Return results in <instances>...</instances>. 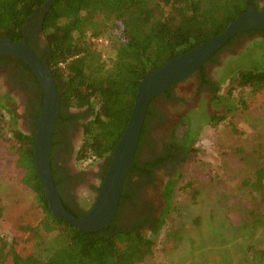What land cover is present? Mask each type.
<instances>
[{
	"label": "trees",
	"instance_id": "16d2710c",
	"mask_svg": "<svg viewBox=\"0 0 264 264\" xmlns=\"http://www.w3.org/2000/svg\"><path fill=\"white\" fill-rule=\"evenodd\" d=\"M250 7L260 9L256 0H0V37L13 42L22 41L27 20L41 10L40 25L47 44V67L56 80L60 98L56 126L74 118L66 115V108L87 107L89 117L81 125L82 140L75 160L95 161L109 156L120 139L134 105L137 86L148 72L220 34L238 14ZM98 15L105 21V27L95 37L96 40H92L88 30ZM257 34L264 36V31L237 34L227 41L216 56L241 37ZM216 56L192 75L199 80V90L205 86L212 87L210 101L215 106L224 105L230 98L217 97L216 87L207 77L206 66L214 63ZM259 63L262 64L260 67L239 71L231 76L239 87L253 95L264 91V60ZM177 87L166 89L153 101L163 97L164 100L174 101ZM153 101L148 106L127 178L139 172L151 182L153 167L174 155L187 153L169 151L167 157L158 156L144 163L138 160L151 125L150 117L157 116L152 111ZM224 120L223 112L206 117L211 127ZM12 137L14 145L11 148L17 154V164L24 170L22 182L34 193L44 217L33 227H23L31 234L26 241L30 249L25 257L2 241L0 264L8 256L12 264H138L152 256L154 241L140 230L141 226H151L148 219L139 225L134 224L129 232L120 229L107 234L104 229L83 234L55 218L48 209L44 188L34 167V135L13 130ZM55 144L52 140V146ZM51 167L58 188L60 181L55 178L52 156ZM246 183L250 194L255 192L259 195L262 208L257 204L253 209L248 208L245 217H249V220L243 218V228L250 231L261 229L264 234V166L256 168ZM128 184L126 179L115 217L119 214V208L125 205L124 201L133 200V192L127 189ZM183 188H189L192 198H195L196 188L190 183ZM70 213L81 218L87 212L81 215ZM7 245L10 250L6 253L3 248ZM263 258L264 246L253 255L256 262Z\"/></svg>",
	"mask_w": 264,
	"mask_h": 264
},
{
	"label": "rangeland",
	"instance_id": "374dc122",
	"mask_svg": "<svg viewBox=\"0 0 264 264\" xmlns=\"http://www.w3.org/2000/svg\"><path fill=\"white\" fill-rule=\"evenodd\" d=\"M258 2L264 8V0ZM104 27L101 15L96 16L88 30L91 39L96 40ZM263 60L264 36L241 37L206 66L217 97H230L224 105L211 103L212 87L199 90L196 76L178 85L174 101L153 103L158 117L155 123L150 121L149 141L138 160H149L163 150L167 154L186 151L187 155H174L172 159H180L159 167L150 183L139 186L138 200L152 213L151 226H145L143 232L152 238L154 247L152 256L138 264H264V258L260 262L253 259L264 246L263 231L243 228L248 208L256 204L262 208L259 195L250 194L246 182L256 168L264 166V91L253 95L231 79L239 71L260 67ZM4 91L0 87L1 97ZM12 100L0 99V248L5 241L25 257L31 234L23 227L37 225L44 214L34 193L23 184L24 170L11 148L13 130L29 132L23 123L24 100ZM222 112L223 122L208 125L207 116ZM77 134L78 138L72 135L70 140L79 149L82 137ZM68 154L66 149L58 164L72 176L84 175L83 182L72 184L70 193L87 209L108 156L80 162ZM132 183L139 184L137 176ZM187 183L196 188L194 199L191 190L183 188ZM9 250V245L3 248V252ZM3 264H12L11 257Z\"/></svg>",
	"mask_w": 264,
	"mask_h": 264
},
{
	"label": "water",
	"instance_id": "95a60500",
	"mask_svg": "<svg viewBox=\"0 0 264 264\" xmlns=\"http://www.w3.org/2000/svg\"><path fill=\"white\" fill-rule=\"evenodd\" d=\"M249 31H264V8H248L238 14L220 34L174 57L141 79L128 123L108 156L98 192L87 213L81 218H76L65 208L52 176V137L60 114L56 80L45 62L40 60L27 43L0 37V56L6 55L21 60L33 73L42 89V103L32 149L34 167L44 188L51 214L83 234L107 229L115 218L150 102L166 89L189 79L215 57L232 37Z\"/></svg>",
	"mask_w": 264,
	"mask_h": 264
},
{
	"label": "flooded vegetation",
	"instance_id": "af4514ba",
	"mask_svg": "<svg viewBox=\"0 0 264 264\" xmlns=\"http://www.w3.org/2000/svg\"><path fill=\"white\" fill-rule=\"evenodd\" d=\"M261 1V0H256ZM259 4V2H258ZM40 10V9H39ZM39 10H37L34 15L29 17L27 20L26 25L24 26V39L23 42L27 43L33 51L38 55L40 60L42 62H45L47 65L48 55H47V44L44 41V38L41 33V14L39 13ZM41 11V10H40ZM197 77V76H196ZM0 87H4L5 91L0 99L2 100L4 97L7 98V100L13 99L11 102H14L16 99H22L24 100V119L23 123L26 129H28V134L21 132L25 135H34L35 128L37 124L38 114L40 110V106L42 103V89L37 82L35 76L30 71V69L19 59H16L14 57L10 56H0ZM18 96H21L20 98H17ZM164 100L163 98H160ZM156 101V100H155ZM153 101V103L155 102ZM167 101V100H166ZM153 103H152V111L158 115V111L153 109ZM5 105H3L4 107ZM4 109L7 108L5 107ZM66 112V115L73 116L74 118H69L68 121L60 124L59 126L55 125L54 133L52 140L55 141V145L52 146V166L53 169L56 171L55 178L57 181H60L58 184V189L60 196L63 199V202L67 205L69 210L73 214L81 215L82 212H87L89 208L83 209L79 203L75 200L74 196L71 195V186L73 183H81L84 181V175L80 173H76L73 176L70 175L61 164H58L62 156L64 155L66 149H68V156L70 154L75 155L74 160L78 151V147H75V143H71L70 137L72 135L75 136V139L78 138V132H80V136L82 137V128L81 125L88 119V109L87 107L82 109H69L66 108L64 110ZM74 112V113H73ZM158 116H151L150 121H156ZM57 123V122H56ZM151 125L147 131L146 135V142L141 146L140 153L143 152V146L146 145L149 141L148 134L149 130L153 127L152 122H150ZM155 123V122H154ZM56 132V135H55ZM167 157V152L164 153V150L151 157L149 160H153L156 157ZM179 156H176L175 159L167 158L165 161L156 167L152 168V178H153V172L156 171L159 167L165 166L166 164L174 163L173 161L179 160ZM146 161H140V163L147 162ZM107 165V159H105V163L103 166V169H101V172L98 174V178L102 179L103 174L106 170ZM138 177L137 183H132V177H128L127 181H129V184L127 185V189H129V192H133V200H128L127 202L124 201L125 205L121 206L119 208V214L116 216L115 221L112 222V224L106 229L107 234L112 233L114 230H125L129 232L132 229V226L134 224L139 225L141 221L144 219H151V212H148L147 205L142 204L138 200V194H139V186L142 187V185L147 184L149 181H147L146 177L140 174L139 172L135 175ZM133 176V177H135ZM81 181V182H80ZM150 183V182H149ZM126 187V186H125ZM98 188V187H97ZM95 188V192L97 193ZM69 211V212H70ZM118 211V209H117ZM117 213V212H116ZM144 226L140 227V230L143 232ZM104 230V229H103Z\"/></svg>",
	"mask_w": 264,
	"mask_h": 264
},
{
	"label": "built area",
	"instance_id": "2783aa9c",
	"mask_svg": "<svg viewBox=\"0 0 264 264\" xmlns=\"http://www.w3.org/2000/svg\"><path fill=\"white\" fill-rule=\"evenodd\" d=\"M98 41L106 44V42L105 41H102V39H98ZM60 65L63 66V64H60Z\"/></svg>",
	"mask_w": 264,
	"mask_h": 264
}]
</instances>
